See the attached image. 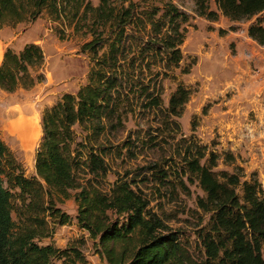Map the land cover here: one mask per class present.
Masks as SVG:
<instances>
[{"label":"trees","instance_id":"1","mask_svg":"<svg viewBox=\"0 0 264 264\" xmlns=\"http://www.w3.org/2000/svg\"><path fill=\"white\" fill-rule=\"evenodd\" d=\"M154 1L0 0V27L32 20L45 10L59 25L89 35L80 49L90 60L85 82L75 92H63L41 114L35 175L23 174L0 138V264H87L78 246L38 242L51 235L55 223L70 219L55 203L69 189L74 190L76 222L108 264H264L260 182L254 173L242 178L237 165L231 171L212 170L219 155L182 135L177 117L191 92L188 86L175 82L163 101L164 80L175 78L191 15L171 0ZM192 2L194 13L208 21L220 14L229 21L253 17L246 34L264 45V0H214L216 9L208 0ZM42 63V49L34 42L17 51L6 47L0 88L12 91L41 80ZM128 116L136 128L123 139L110 140L107 134L122 128ZM134 131L137 143L153 154L140 167L150 172L140 180L154 176L157 182L149 193L133 178L118 177L101 189L98 180L108 169L102 152L112 148L121 154L124 149L136 156L141 147L132 144ZM233 159L224 153V162ZM192 183L203 193L194 199L201 212L195 228L197 256L149 205L153 198L176 201L179 193L188 195Z\"/></svg>","mask_w":264,"mask_h":264},{"label":"rangeland","instance_id":"2","mask_svg":"<svg viewBox=\"0 0 264 264\" xmlns=\"http://www.w3.org/2000/svg\"><path fill=\"white\" fill-rule=\"evenodd\" d=\"M90 1L96 4L98 0ZM171 1L189 12L191 17L180 45L182 58L179 67L174 70L175 78L164 80L163 101L166 103L175 82L181 81L188 86L191 92L181 115L177 117L182 135L191 136L206 145L207 150L219 155L212 170L231 171L237 165L242 178L254 173L264 190V45L257 44L246 34V25L253 17L230 23L235 26L232 30L227 28L228 25L222 27L226 31L220 34L217 28L221 26L212 25L211 21L194 13L192 0ZM208 4L216 9L214 0H208ZM214 22L217 25L227 23L222 22L220 16ZM229 31H234L232 38L226 36ZM88 38V34L73 32L71 28L59 25L45 10L32 20L0 27L1 57L6 47L17 51L27 42L38 44L43 52L39 70L43 75L41 80L28 87L18 86L12 91L0 88V138L27 177L35 175L34 157L41 138L40 117L43 110L49 108L63 92H75L86 80L90 60L80 46ZM182 67H188V72H180ZM20 119L35 127L34 145L29 151L26 143L9 128L11 123ZM192 122L193 130L190 129ZM143 123L139 136L143 134ZM135 128L134 120L128 116L122 128L107 135L110 140L123 139L129 130ZM135 134L134 131L130 135L132 144L138 141ZM104 135H100L99 139H103ZM136 145L140 146L139 143ZM140 147L136 156L128 155L124 149L121 154L112 148L103 151L108 169L105 176L98 180V186L106 190L118 177L133 178L149 193L150 186L157 181L154 176L140 180L150 173L140 167L153 154L146 145ZM157 151L160 152L159 149ZM225 152L232 153V162L223 161ZM189 189L188 195L179 193L176 201L153 198L149 205L178 231L179 239L192 255L197 256L199 244L195 228L201 212L194 205V199L195 195L203 193L195 183L190 184ZM73 191L69 189L67 197L55 200L70 219L63 224L55 223L51 235L38 242H51L60 248L75 245L82 251L87 264H108L99 254L95 240L76 222Z\"/></svg>","mask_w":264,"mask_h":264},{"label":"bare ground","instance_id":"3","mask_svg":"<svg viewBox=\"0 0 264 264\" xmlns=\"http://www.w3.org/2000/svg\"><path fill=\"white\" fill-rule=\"evenodd\" d=\"M9 128L11 133L16 134L23 142L26 143L25 145L28 151L32 149L34 145V125H30L29 123H26L25 121L20 119V121L11 123L9 125Z\"/></svg>","mask_w":264,"mask_h":264},{"label":"crops","instance_id":"4","mask_svg":"<svg viewBox=\"0 0 264 264\" xmlns=\"http://www.w3.org/2000/svg\"><path fill=\"white\" fill-rule=\"evenodd\" d=\"M220 17H221V21L223 22H227V23H225V24H222V25H217V23L216 22H214V21H211V23L210 24H212V25H215L216 24V26H221V27H226L227 25H229L230 23H235V21H229L226 17H224L223 15H219ZM234 33V31H229V33L227 34L226 33V36H229L230 38H232V34ZM251 39V38H250ZM0 57H1V53H0Z\"/></svg>","mask_w":264,"mask_h":264}]
</instances>
